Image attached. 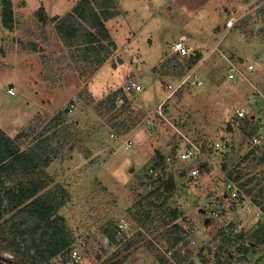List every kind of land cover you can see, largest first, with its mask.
I'll list each match as a JSON object with an SVG mask.
<instances>
[{"label": "rangeland", "instance_id": "1", "mask_svg": "<svg viewBox=\"0 0 264 264\" xmlns=\"http://www.w3.org/2000/svg\"><path fill=\"white\" fill-rule=\"evenodd\" d=\"M12 1L10 30L2 23L0 0V129L12 137L26 132L28 148L39 133L47 134L41 131L46 124L63 120L59 131L50 132L56 153L49 175L52 190L66 194L59 214L82 260L59 255L53 264H102L114 257L123 264H162L159 246L166 245L167 223L157 205L168 194V205L179 210V221L195 239L180 251L179 264H245L256 252L247 235L258 221L225 208L222 186L229 172L264 177L259 154L248 155L245 118L230 121L237 109L250 116L261 106L254 94L264 91V0H114V15L106 21L111 38L90 56L82 42L68 44L57 28L58 19L81 0ZM181 37L191 49L188 56L174 51ZM198 52L201 60L188 68ZM232 63L244 73L235 80L229 78ZM129 78L138 79L144 90L126 92ZM29 88L60 101L54 112L41 107L33 113L24 131H12L34 108L23 100ZM159 104L162 113L156 111ZM121 120L135 121L134 128L121 133L114 127ZM112 131L130 136L132 147H120L121 138H113ZM185 136L228 141L227 153L212 151L224 167L219 161L218 169L202 167L189 185L184 176L194 164L182 162L176 150H184ZM171 178L174 187L167 191ZM123 220L129 223L127 240L110 243L105 228ZM235 233H244L241 241Z\"/></svg>", "mask_w": 264, "mask_h": 264}, {"label": "trees", "instance_id": "2", "mask_svg": "<svg viewBox=\"0 0 264 264\" xmlns=\"http://www.w3.org/2000/svg\"><path fill=\"white\" fill-rule=\"evenodd\" d=\"M1 2L3 4L2 23L11 30L15 22L13 1L1 0ZM115 7L114 0H81L79 5L57 21V28L62 39L70 45L82 42L87 55L90 56L94 51L105 46V39L111 38L106 21L114 15ZM201 58L200 52L190 57L187 67L195 66ZM117 96L118 92H115L111 102L112 108L116 106ZM129 102V99L125 97L124 103ZM243 120V131L250 137L255 132L252 118L249 116ZM134 126L135 121L129 124L127 120L114 124L121 133H128ZM24 135L27 133L21 132L11 137L6 131L0 129V264H53V259L59 255L68 261L74 249L75 237L66 225L65 217L59 214L60 208L66 202V194L59 197L55 190L49 189L28 202L42 190L43 183L33 181L29 183L32 185H23V182H20L19 187L7 185L11 182L12 173L47 163L50 157V142L53 137L39 133L28 148H23ZM251 154L255 155L256 151L249 150L248 155ZM258 156L259 162L264 163V154L259 153ZM205 168L209 167L205 166ZM229 176L233 177L248 195L253 196L264 210V199L261 200L264 198V177L246 178L245 173L233 176L232 172H229ZM169 197L170 194L157 207L160 209L161 217L167 223L163 234L165 249L174 252L175 262L163 253L159 256V260L162 264H179L183 262L179 253L185 245H189L190 235L194 234H190L191 230L186 229L179 221V210L168 205ZM16 208L20 209L14 212ZM7 214L10 216L6 218ZM226 229H222V232ZM117 233L118 226L113 222L105 228L106 238L110 243L120 242ZM249 235L247 239L250 244L256 246L264 243V221H258ZM243 236L244 233H235L237 240L241 241ZM151 244L154 245V243ZM6 253L12 256H7ZM223 263L227 264L226 261H221L220 264ZM102 264H123V260L115 257L108 258Z\"/></svg>", "mask_w": 264, "mask_h": 264}, {"label": "built area", "instance_id": "3", "mask_svg": "<svg viewBox=\"0 0 264 264\" xmlns=\"http://www.w3.org/2000/svg\"><path fill=\"white\" fill-rule=\"evenodd\" d=\"M174 51L177 55L183 57L190 55V48L188 47L187 43L185 42L184 37H181L178 41H176L173 45ZM249 69H253V65H249ZM244 74L236 64H231L229 70V78L235 80L239 75ZM183 80L178 85L179 87L182 86ZM195 84H201L202 81L200 79L194 80ZM173 89V86H170ZM11 93L14 94V88H11ZM123 89L126 92H141L144 90V86L142 83L136 78H129L123 86ZM256 101L261 102V106L255 107L256 111H252L251 118L252 124L255 128V132L250 136L248 145L250 150H255L256 153L264 154V91H259L254 94ZM75 104L72 103L70 105V109H73ZM156 111L162 113L163 111V104H159L156 107ZM248 113L244 109H237L235 114L231 116L230 121L233 123L238 119L248 117ZM111 136L113 138H121L120 142L122 143L120 147L124 146L126 149H130L134 144V141L129 137H120L117 132L112 131ZM185 146H183V151L179 153L178 150V157L182 162L193 163L194 165L190 168V170L185 174L184 178L186 179L189 185H193L197 182V180L201 176V168L208 166L212 169H218L217 162L221 167H224L222 160L217 159L214 160L212 158V151L217 150L220 153H227L231 149V144L228 143L226 140L216 139L213 137H203L201 139H191L185 136ZM178 146V143H176ZM225 182L222 186V191L226 199V203L228 205H224L225 208L233 211L235 213H248L252 214L257 218L258 221H264V210L262 209L261 205L254 201V199L248 195L243 189L237 184L233 177L227 175L225 173ZM219 213L217 212V215ZM118 226V233L117 238L120 242H125L127 237L124 235V231L128 228L129 223L127 220H123L121 223L117 224ZM190 233V232H189ZM187 234V233H186ZM191 234V233H190ZM195 239L192 235H190V243L193 244ZM247 244L250 246L249 242ZM163 250V254L166 255L171 261L175 262L174 252L172 250L165 249L164 246H159ZM256 252L252 256H248V259L245 261V264H264V243L258 244L255 246ZM261 249L260 251H258ZM161 251V250H160ZM71 257L73 258L74 262L78 263L82 260L81 253L74 249L71 251Z\"/></svg>", "mask_w": 264, "mask_h": 264}, {"label": "crops", "instance_id": "4", "mask_svg": "<svg viewBox=\"0 0 264 264\" xmlns=\"http://www.w3.org/2000/svg\"><path fill=\"white\" fill-rule=\"evenodd\" d=\"M23 96L25 97L23 100L27 104H31L32 103L34 108L31 111V114H30L28 120L26 121V123L22 127L21 126H14L13 128L11 127V129H13L12 131H24V128H26V125L29 124V122L31 120L30 118H32L34 116L33 113L37 114V112L41 110L40 109L41 107H45L46 108V112H54V109H55L54 105L58 104L59 101H60L59 98H57V96H53V95L49 94V92H47L45 90L37 92V91H35L34 89H31V88H29L25 92V94ZM68 108H69V110H71L70 107H68ZM62 121L63 120L61 118H58L56 120V124L52 123V121H51L49 124H46L43 127V129L41 130V131H47L46 132L47 133L46 136L53 137L52 142H50V157H48L47 163L38 165L36 167H28L24 171H17L15 173H12L11 178H10L11 182L9 184L7 183V185H9L11 187H15V186L19 187L20 186V182H23V185L32 183L33 181H37L39 183H43L42 184L43 185L42 190L37 192V194L34 197H32L30 200H28V202H30L32 199H34L35 197L39 196L40 194L44 193L45 191H47L49 189H52L51 188V184L54 182V180L49 175V172H50L49 168L51 167V165L54 162L53 160H54V153H56V150H55L56 146L54 144L55 138H54V136L52 134L50 135V132L51 131H59L57 128L61 126V124H59V123H61ZM35 129H36V127L32 128V130H35ZM2 130L3 131H7V130H5L3 128H2ZM25 144L26 143H24L22 145L23 148H24ZM176 150L178 151V148ZM29 185H32V184H29ZM20 208H16L14 210V212L17 211ZM9 216H10V214H7L6 218L9 217Z\"/></svg>", "mask_w": 264, "mask_h": 264}, {"label": "water", "instance_id": "5", "mask_svg": "<svg viewBox=\"0 0 264 264\" xmlns=\"http://www.w3.org/2000/svg\"><path fill=\"white\" fill-rule=\"evenodd\" d=\"M174 187V180L171 178L169 183H168V186L166 188L167 191H169L170 189H172ZM209 221H211V218L210 217H207L205 222L208 223ZM239 264H242V263H239Z\"/></svg>", "mask_w": 264, "mask_h": 264}]
</instances>
